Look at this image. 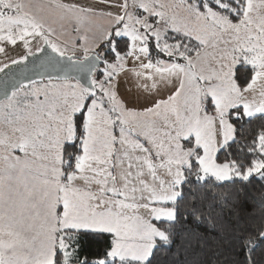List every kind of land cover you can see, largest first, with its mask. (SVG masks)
I'll list each match as a JSON object with an SVG mask.
<instances>
[{"label":"rangeland","instance_id":"rangeland-1","mask_svg":"<svg viewBox=\"0 0 264 264\" xmlns=\"http://www.w3.org/2000/svg\"><path fill=\"white\" fill-rule=\"evenodd\" d=\"M0 4L9 8V15L0 19V74L44 47L59 56L95 53L101 59L91 74L92 89L70 78H48L25 84L0 101V264H52L67 246L65 230L108 232L113 236L111 260L142 264L156 238H165L153 221L173 219V210L162 205L179 196L176 186L191 157L202 177L234 176L233 167L217 163L214 156L221 142L233 137L226 117L230 104H240L246 116L264 107L256 100L262 72L241 94H232L230 85L235 66L243 62L255 68L257 56L264 54L256 51L264 45L263 34L256 33L264 32V0H245L241 20L252 12L258 20L253 23L259 24L248 33L238 28L241 20L228 21L208 8L207 0ZM216 4L222 6L220 0ZM140 26L150 28L153 37L162 30L192 37L200 44L198 55L178 69L168 63L161 72L150 71ZM112 33L128 38L129 48L123 56L109 53L102 61L99 53L110 50L106 45ZM207 100L213 105L209 115L202 113ZM81 112L82 153L65 176L63 148L75 138L74 117ZM194 123L200 133L193 132ZM210 135L209 141L200 137ZM135 136L142 139L136 145ZM260 170L257 163L243 176L259 175ZM153 173L166 202L155 204L156 195L145 194L144 179L152 182Z\"/></svg>","mask_w":264,"mask_h":264},{"label":"trees","instance_id":"trees-1","mask_svg":"<svg viewBox=\"0 0 264 264\" xmlns=\"http://www.w3.org/2000/svg\"><path fill=\"white\" fill-rule=\"evenodd\" d=\"M216 1L219 0H207L208 8L228 21L241 20L245 0H225L226 7L222 0V6ZM8 13L9 8L0 4V19ZM149 21L152 24L153 18ZM138 29L153 62L183 63L200 50L195 39L182 33L162 30L158 37H153L150 28ZM114 34L108 39L110 45H106L110 50L99 53L102 61L109 53L123 56L129 48L128 38ZM254 69L243 62L235 67L233 80L239 89L247 86ZM204 110L212 112L211 101H205ZM226 116L233 127V139L217 150L215 161L233 167L234 176L229 180L202 177L194 156L191 157L189 165L182 170L179 196L162 205L173 210V219L153 221L165 238H156L148 259L142 264H264V241L260 239L264 236V114L245 117L240 107H234ZM74 130L75 138L65 144L62 153L65 176L74 170L82 153L83 112L75 115ZM186 142L190 143L191 139ZM257 163L261 165L259 175L243 176ZM251 176L260 182L249 181ZM65 231L67 246L58 251L52 264H136L133 260L109 258L113 236L108 232Z\"/></svg>","mask_w":264,"mask_h":264},{"label":"water","instance_id":"water-1","mask_svg":"<svg viewBox=\"0 0 264 264\" xmlns=\"http://www.w3.org/2000/svg\"><path fill=\"white\" fill-rule=\"evenodd\" d=\"M27 58L10 64L5 68V72H1L0 101L25 84L48 78H70L85 88L92 89L91 74L101 62L95 53L84 58L59 56L48 47L42 48L38 53Z\"/></svg>","mask_w":264,"mask_h":264},{"label":"crops","instance_id":"crops-1","mask_svg":"<svg viewBox=\"0 0 264 264\" xmlns=\"http://www.w3.org/2000/svg\"><path fill=\"white\" fill-rule=\"evenodd\" d=\"M249 14V15H248ZM249 16V17H248ZM247 17V18H246ZM247 19H248V21H247ZM251 20V21H250ZM253 20H256V22L258 21L257 20V18L255 17V15L251 12V13H246L245 14V17L240 21V22H238L237 24H238V28L239 29H241L242 31H246L247 33H248V31H250V30H255V28L254 27H256V25H258L259 26V24H254L253 23ZM256 33L257 34H259V33H262L263 34V36H264V32H263V30H260V29H257L256 30ZM262 42H264V38H263V40H262ZM261 42V44H260V46L261 45H263V43ZM256 51L259 53V52H261V54L262 53H264V45L263 46H261L260 48H258V49H256ZM256 52V53H257ZM197 55H198V53H197ZM196 55H194L193 57H195ZM193 57H191V58H193ZM259 59V62H256V61H254L255 62V69H254V72H253V74H252V76H251V79H250V81H249V83L247 84V86H246V90L245 91H248V90H250L251 88H252V86H253V78H254V76H255V74L257 73H259V72H262L263 74H264V54L263 55H261V56H257ZM199 57H197L195 60H197ZM146 59H147V61H146ZM145 59V66L147 67V69H149L150 71H158V72H161L163 69H165V65L166 64H168V63H170L172 66H176V69H178L179 67H181V66H183V63H175V62H165V64L164 63H160V62H153V61H151L149 58H148V54H147V58ZM252 62L251 60H248V62ZM237 65V64H236ZM236 67V66H235ZM235 67L233 68V72H234V69H235ZM168 68V67H167ZM208 78V77H207ZM262 78H263V80H264V75L262 76ZM258 82H259V84L262 86V90L260 91V94H259V98H257L256 100H258V101H260V102H258V103H264L263 101H264V81H262V80H258ZM217 83V82H216ZM215 84V80H214V82L212 83V85H214ZM222 84V83H221ZM231 85V89L232 90H234V91H231L232 92V94H237V93H239V94H241V92H244V91H242L241 89H239L236 85H235V83H234V80H233V75H232V83L230 84ZM215 89V91H216V88H214ZM217 90H218V92L219 93H222V94H224V93H226L225 92V90L222 88H217ZM260 96L262 97V98H260ZM207 97H209V98H207ZM206 98L207 99H210L211 97L209 96V95H207L206 96ZM211 100H212V98H211ZM213 101V100H212ZM262 101V102H261ZM200 102H201V96H200ZM229 105V104H228ZM231 105V104H230ZM229 105V107L227 108V110H226V113L230 110V109H232V108H234V107H240L241 108V111H242V114L244 113V111L242 110V106L240 105V104H237V105H231L230 106ZM259 105V104H258ZM203 106V102H201V107ZM248 109H249V111L251 110V107L250 106H248ZM264 107L263 108H259V106H257L256 108H255V113H251V114H249V116H246L245 114H243V115H245V117H252V116H255V115H258V114H264ZM214 111H215V108H214ZM213 111V112H214ZM202 113H205V114H207V115H209V114H212V112H206V111H204L203 110V108H202ZM200 114V113H199ZM147 115H149V114H147ZM149 117H150V115H149ZM227 117V116H226ZM227 120H228V118H227ZM229 121V120H228ZM194 125H196V128L193 130V132H196V133H200V129L198 128V125H197V123H194ZM156 129V128H155ZM210 130V123L208 122V127H207V131H209ZM142 133L144 134L145 133V130H143L142 131ZM190 135V134H189ZM188 136V135H187ZM200 137H202V140H206V141H209L210 140V138H211V135L210 136H207V137H203V136H200ZM213 137L215 138V136H214V134H213ZM228 137H230V135L228 136ZM135 138L137 139V140H135V141H133L134 143H135V145H136V141H138L139 143H140V141L142 140L141 138H139V137H136L135 136ZM151 138V137H150ZM233 139V137L232 138H230V139H228V140H223L222 142H221V144L218 146V148H217V150L218 149H220L223 145H225L226 143H228V142H230L231 140ZM126 140V139H125ZM151 140H152V138H151ZM194 140V139H193ZM222 140V139H221ZM220 140V141H221ZM128 146V148H132L133 149V147L132 146H130L129 144H127ZM194 145H196L195 147H197V148H201L198 144H194ZM157 148V147H156ZM216 150V151H217ZM149 156H150V158H148L147 160L149 161V162H152L151 160H149V159H152L153 158V156H151L150 154H149ZM214 160H215V156H214ZM161 161H163V162H165L164 161V159H161L159 162L161 163ZM158 171H160V172H162V168H161V166L159 165L158 166ZM154 174V179H153V181L152 182H150V180L148 179V178H146V182H145V179H144V183L147 185L146 186V189H148L147 190V192H145V194L146 193H150V192H152V194L153 195H156V198H155V200H154V202H156L155 204H160V203H162V202H166V201H162L161 199L162 198H167V197H163L162 195H160L161 194V192H162V188H163V186L161 185V183H159L158 181H157V179L155 178V173H153ZM165 176H166V173L164 174ZM151 177V176H150ZM180 184V183H179ZM178 184V185H179ZM122 187H123V185H122ZM177 188H178V186H176ZM117 192V191H116ZM159 206L160 205H158L157 207L159 208ZM137 211H135V213H136ZM120 218H122V215L120 216Z\"/></svg>","mask_w":264,"mask_h":264},{"label":"snow or ice","instance_id":"snow-or-ice-1","mask_svg":"<svg viewBox=\"0 0 264 264\" xmlns=\"http://www.w3.org/2000/svg\"><path fill=\"white\" fill-rule=\"evenodd\" d=\"M253 180L256 181L257 183L260 182V180H259L256 176H251V177H249V181H253ZM240 191H241V193H242V192H243V189H241ZM260 239H261L262 241H264V236H261ZM245 251L247 252V249H246Z\"/></svg>","mask_w":264,"mask_h":264}]
</instances>
